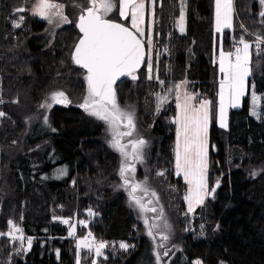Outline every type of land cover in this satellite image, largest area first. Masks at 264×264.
<instances>
[{"label": "trees", "instance_id": "obj_1", "mask_svg": "<svg viewBox=\"0 0 264 264\" xmlns=\"http://www.w3.org/2000/svg\"><path fill=\"white\" fill-rule=\"evenodd\" d=\"M62 2L71 23L57 26L31 14L33 0H0V111L6 114L0 117V232L10 231L8 221H12L33 238L29 249L7 235L0 236V264H193L194 259L203 264L223 260L264 264V102L259 101L258 117L250 112L253 84L255 92L264 95V52L252 56L249 94L241 109L230 111L229 129L218 128L215 117L212 119L210 182L214 199L198 208L191 219L184 201L185 187L170 172L175 165L172 119L176 99L175 91L169 95L167 90L187 81V91L198 94L197 100L212 102L214 116L218 49L223 34L225 47L230 49L231 30L215 31V0H187L186 33L181 34L176 29L179 0H155L153 78L146 80L148 56L136 80L130 77L115 86L118 104L134 110L138 129L124 143L134 138L147 141L144 160L135 162L136 172L130 175L135 182L146 180L159 200L145 197L147 207H156L157 212H142L119 175L123 157L110 146L108 125L78 106L87 94V72L72 60L81 38L77 28L80 9L72 6V0ZM88 2L80 0L84 5ZM114 2L118 9V0ZM21 7L24 12L17 11ZM235 8L244 28L264 37V17L260 15L264 4L235 0ZM107 19L128 24L118 10ZM234 29L240 38V25L235 23ZM57 91L64 92L71 103L46 112L41 105ZM157 94L168 97L158 112ZM62 165L70 168L68 178L45 180L46 174ZM161 170L168 172L157 177ZM214 175L220 177L218 187ZM136 195L144 193L137 191ZM148 199L152 204H147ZM161 208L162 218L158 215ZM145 218L149 225L160 226L152 230L155 239L148 235ZM77 220L87 225L77 228L79 236L91 232L107 244L103 255L78 248L77 241L68 239L70 224ZM165 222L170 231L162 232ZM171 224L178 244L166 249L167 241L160 237L171 233ZM188 229L206 230L192 238L184 232ZM121 244L128 245L127 249Z\"/></svg>", "mask_w": 264, "mask_h": 264}, {"label": "snow or ice", "instance_id": "obj_2", "mask_svg": "<svg viewBox=\"0 0 264 264\" xmlns=\"http://www.w3.org/2000/svg\"><path fill=\"white\" fill-rule=\"evenodd\" d=\"M155 5V0H152ZM264 4V0H260ZM89 0L87 5L81 4L80 0H72V6L80 9L78 17V27L83 34L75 46L72 54L73 62L85 69L87 75V94L83 102L78 106L83 108L89 115L104 121L111 132L112 139L110 146L122 157V164L119 171L120 177L124 181V186L129 192L131 200L142 212H157L156 207H147L144 198L147 196L155 197L158 203L159 198L154 191L147 186V181L135 182L134 174L136 172L135 162H143L144 148L147 141L143 138H134L124 143L126 137H133L136 131L134 110L123 109L117 102V94L114 85L122 76H130L133 80L137 79L136 72L145 60L144 44V23L145 0ZM215 27L217 32L232 28L233 20V0H215ZM118 10L119 16L127 20L131 17V26L135 31L130 30L123 24L107 19L108 14ZM18 12H24L23 7L17 9ZM31 14L46 20L49 24L71 23L65 14V4L62 0H33ZM264 17V11L260 13ZM22 20L23 17L21 16ZM185 17L180 16L179 28L183 33ZM16 27L20 24L16 23ZM149 44L151 41L149 40ZM235 46V51L219 52V72L221 79L219 81V121L221 127H227L226 117L228 108H239L242 98L249 94L248 77L252 74V56H259L264 52V37L259 35L255 38V43H251L241 36ZM148 79H152V64H147ZM159 79L158 77H156ZM164 81H160L163 85ZM187 81L176 84L167 91L169 95L175 91L176 108L178 115L173 121L177 125L176 143H175V171L177 175H183L185 183L189 186L188 193L184 199L188 202V211L193 212L195 207L202 205L205 198L213 195L215 189L209 190L208 187V128L210 121L211 101L207 99L197 100L198 94H193L186 89ZM253 84L251 90L252 115L259 116L257 111V102H264V95H258L255 92ZM157 112L167 103L168 97L157 94ZM50 100L55 104L67 106L71 101L62 91L51 94ZM3 103V100H0ZM43 108L50 109L51 103L41 105ZM6 114L0 111V117ZM47 122V121H46ZM124 129V130H122ZM55 131V129H53ZM131 161V163H130ZM255 174V173H254ZM158 175H164L160 172ZM216 186H219L217 182ZM137 191L144 193V196H137ZM152 199L147 200V204H152ZM89 215H93L89 210ZM162 218V208L159 212ZM63 223H69L64 220ZM83 223V222H82ZM10 231L0 232V236L7 235L10 240L21 241V246L25 241L23 230L8 221ZM145 225L148 226V235H153V228L159 225H149L145 218ZM87 227L86 224H84ZM163 230L170 231V225L166 222L162 226ZM73 227L70 235L74 234ZM161 241H167L169 236L161 234ZM28 248H31L32 240L26 241ZM122 248L127 249L128 245L121 244ZM77 247L87 248L89 251L95 250L96 256L103 255V249L107 247L104 242L97 243L92 233L89 232L86 237L80 239ZM163 247V244L158 245ZM164 256L168 252L163 253ZM160 260V254L157 253V261ZM196 264H200L199 261Z\"/></svg>", "mask_w": 264, "mask_h": 264}, {"label": "rangeland", "instance_id": "obj_3", "mask_svg": "<svg viewBox=\"0 0 264 264\" xmlns=\"http://www.w3.org/2000/svg\"><path fill=\"white\" fill-rule=\"evenodd\" d=\"M179 3H180V7H181V14H183L184 15V17H185V22H184V28H185V30H184V32L182 33L181 31H180V28H179V20H180V17L177 19V25H176V29L181 33V34H185L186 33V12H187V0H179ZM145 4H146V8H145V16H144V23H143V25H142V28L144 29V37H143V40L145 41V42H147V44L149 45V61H148V63L150 62L151 64H152V60H151V50H152V47H151V44H149V40L151 41V43H152V36H153V29H154V14H153V10H154V5H153V3H152V0H145ZM33 6V5H32ZM32 6H31V8H32ZM77 9H72V12H75ZM216 10V9H215ZM181 14H180V16H181ZM121 18V20L123 21V22H125L126 24H127V26H129V28H131L132 29V26H131V17L129 16V18L127 19V20H125V19H123L122 17H120ZM119 23V22H118ZM235 23L236 24H238V25H240V32L242 33V36H243V38L245 39V40H247V41H249V42H251V43H255V38H256V36L257 35H254V34H251L250 32H248L245 28H244V26L240 23V21H239V19H238V16H237V13H236V8H235V0H233V20H232V28L230 29L231 30V37H230V39H231V44H230V49H226V47H225V43H224V34L222 33V32H218V33H222L223 35H221V39H220V47H219V49H218V55H217V63H218V60H219V52L221 51V50H223V51H225V52H228V51H235V46H239L238 45V40H239V38H237L236 37V35H235V29H234V25H235ZM122 24V23H121ZM125 25V24H124ZM214 25H215V12H214ZM227 29V28H226ZM133 31H135L134 29H132ZM215 31H216V27H215ZM217 32V31H216ZM227 48H229V47H227ZM218 69H219V63H218ZM148 73V72H147ZM148 75H149V73H148ZM148 75H147V77H146V80H150V79H148ZM251 76V75H250ZM250 76L248 77V80H249V78H250ZM220 79H221V74H220V72H219V80H218V93H219V81H220ZM186 89L188 90V88L186 87ZM189 92H191V91H189ZM191 93H193V92H191ZM194 94V93H193ZM246 96V95H245ZM244 96V97H245ZM244 97L242 98V102H241V106L239 107V108H228L227 109V117H226V123H227V127L225 128V127H221L220 126V121H219V96H218V103H217V106L215 105V110H214V113H215V115L213 116V112H212V105L210 106V121H209V128H208V175H207V180H208V187H209V190H211V189H213V186L214 185H212L211 184V182H210V180H211V178H210V132H211V128H212V119H213V117H215V120H216V124H217V126H218V128H220V129H222V130H228L229 129V113H230V111L231 110H235V109H241L242 107H243V102H244ZM48 103H51L52 104V107L50 108V109H52L53 107H55V106H59V107H67V106H65V105H63V104H55V103H52L51 102V100H49L48 101ZM259 106H260V102L258 101L257 102V111H258V113H259V111H260V108H259ZM50 109H48V108H44V110L47 112V111H49ZM164 111L165 112H168V109L167 108H165L164 109ZM250 112H251V115H252V100H251V110H250ZM173 115V114H172ZM171 115V116H172ZM177 115H178V109L177 108H175V116H174V118L172 119V124H173V133H174V139H173V142H172V152H173V157H174V161H175V143H176V129H177V125L175 124V123H173V121L175 120V118L177 117ZM171 116L170 117H168V119L169 118H171ZM252 116H254V115H252ZM254 117H258V116H254ZM136 131H138V129L136 128ZM135 131V132H136ZM160 172H162V173H164V175H165V173L166 172H168V170H161V171H158L157 172V177H159V176H162V175H158V173H160ZM171 173H172V177L174 178V176L176 177V178H180V180L182 181V183H183V185H184V187H185V192H184V197L187 195V193H188V185L185 183V181H184V178H183V175H177L176 174V171H175V165H174V168H173V171H170ZM49 175H51L50 177V179L48 178V176ZM70 175V168H69V166L68 165H62V166H59V167H57L56 168V170H54L53 172H51V173H49V174H46V177L47 178H45V180H48V181H63V180H65L66 178H68V176ZM214 180H216L215 182H214V184H217V182L220 180L219 178L220 177H218V176H213L212 177ZM175 179V178H174ZM218 180V181H217ZM211 199H214V198H211V195H209V196H207L206 198H205V201H204V203L202 204V205H198V206H196L195 207V210L193 211V212H189L188 211V202L184 199V201H185V205H186V211H187V213L189 214V215H187V216H189L191 219L193 218V216H194V214H195V212H196V210L198 209V208H201V207H204V206H206L207 204H208V202H209V200H211ZM84 222L82 223V222H79L78 220L77 221H74L73 223H71L70 224V232H71V230H72V228L74 227L75 228V232H74V234H72V235H68V239H72L73 237H75V241H77V242H79V240L80 239H83L84 237H86V236H79L77 233H76V231H77V228L79 227V228H82V227H84ZM213 229H214V227H213ZM206 229H204L202 232L201 231H199V232H196L194 229H188V230H186V231H184L185 233H189L190 234V236H192V238L194 237H196V236H202V235H204V231H205ZM176 233V231L174 230V228H173V226H172V224H171V233L168 235L169 236V239L167 240V243H166V249H175V247L177 246V244H178V242H176V237H175V234ZM92 237H94V236H92ZM95 238V237H94ZM18 241V240H17ZM95 241L97 242V243H99L100 241L98 240V239H96L95 238ZM18 242H21V241H18ZM176 242V243H175ZM78 244V243H77ZM26 246H28V245H26ZM112 247H114V245H112ZM83 249H87V248H83ZM26 250H28V249H26ZM88 250V249H87ZM93 251H95L94 249H93ZM197 261H199L200 262V264H203L202 263V261L200 260V259H194L193 260V264H196V262ZM219 264H229L227 261H225V260H223V261H221Z\"/></svg>", "mask_w": 264, "mask_h": 264}, {"label": "water", "instance_id": "obj_4", "mask_svg": "<svg viewBox=\"0 0 264 264\" xmlns=\"http://www.w3.org/2000/svg\"><path fill=\"white\" fill-rule=\"evenodd\" d=\"M77 25H78V23H77ZM124 25V24H123ZM125 27H128L127 25H124ZM77 28H78V30H79V27L77 26ZM129 28V27H128ZM130 30H132L131 28H129ZM133 31V30H132ZM79 32H80V30H79ZM81 33V32H80ZM82 36H83V34L81 33V38H82ZM145 44V43H144ZM145 60H144V63H142L141 64V66H140V68L137 70V72L136 73H138L144 66H145V64H146V61H147V58H148V50H147V47H146V45H145ZM84 71H86L85 69H83ZM135 73V74H136ZM130 78V76H122V77H120L117 81H116V84L114 85V87L117 85V84H119V83H122L123 81H125V80H127V79H129ZM214 194H215V191H214ZM214 194L213 195H211V198H214Z\"/></svg>", "mask_w": 264, "mask_h": 264}, {"label": "built area", "instance_id": "obj_5", "mask_svg": "<svg viewBox=\"0 0 264 264\" xmlns=\"http://www.w3.org/2000/svg\"><path fill=\"white\" fill-rule=\"evenodd\" d=\"M23 235H24V237H25V241L23 242L25 245H27L26 241H27L28 238H30L31 240H33L32 237L26 235L25 233H23ZM72 240H75V237H73Z\"/></svg>", "mask_w": 264, "mask_h": 264}, {"label": "crops", "instance_id": "obj_6", "mask_svg": "<svg viewBox=\"0 0 264 264\" xmlns=\"http://www.w3.org/2000/svg\"><path fill=\"white\" fill-rule=\"evenodd\" d=\"M129 27V26H128Z\"/></svg>", "mask_w": 264, "mask_h": 264}]
</instances>
